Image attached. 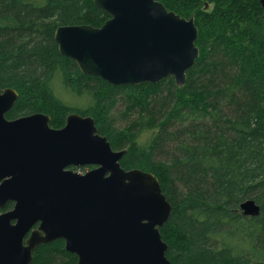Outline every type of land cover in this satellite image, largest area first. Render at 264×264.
<instances>
[{"label": "trees", "instance_id": "trees-1", "mask_svg": "<svg viewBox=\"0 0 264 264\" xmlns=\"http://www.w3.org/2000/svg\"><path fill=\"white\" fill-rule=\"evenodd\" d=\"M159 1L197 28L182 87L171 76L111 85L61 55L56 28L108 19L93 0H0V88L17 92L5 116L43 113L52 128L71 112L92 117L126 150L122 168L157 177L172 208L159 229L171 264H264V9L259 0ZM246 199L258 215L241 214ZM76 260L54 239L30 264Z\"/></svg>", "mask_w": 264, "mask_h": 264}, {"label": "water", "instance_id": "water-1", "mask_svg": "<svg viewBox=\"0 0 264 264\" xmlns=\"http://www.w3.org/2000/svg\"><path fill=\"white\" fill-rule=\"evenodd\" d=\"M109 15L99 27L64 25L54 41L84 74L111 85L182 87L199 51L193 18L159 0H93ZM264 9V0H260ZM17 99L0 88V264H30L40 244L62 239L74 264H171L159 229L172 208L157 177L124 169L126 150H113L90 116L69 113L52 128L43 113L7 119ZM93 166L80 173L73 168ZM245 216L259 214L252 199Z\"/></svg>", "mask_w": 264, "mask_h": 264}, {"label": "rangeland", "instance_id": "rangeland-1", "mask_svg": "<svg viewBox=\"0 0 264 264\" xmlns=\"http://www.w3.org/2000/svg\"><path fill=\"white\" fill-rule=\"evenodd\" d=\"M260 1V0H259ZM209 9H211V5L209 6ZM68 102V101H67ZM68 104H71V103H69L68 102ZM119 110H121L122 108H118ZM136 113V112H135ZM137 115L135 114L134 115V117H136ZM117 122H116V126H118V127H120V128H122L123 126H126V123H128V119H127V116H126V118H123V119H120V117H118V115H117ZM111 145V147H112V149L113 150H120V149H116V148H113L114 146L112 145V144H110ZM121 150H123V149H121ZM125 150V149H124ZM93 166H84V167H82L81 169L79 168V169H75V170H78L80 173H83V172H85V171H88L89 169H91Z\"/></svg>", "mask_w": 264, "mask_h": 264}, {"label": "flooded vegetation", "instance_id": "flooded-vegetation-1", "mask_svg": "<svg viewBox=\"0 0 264 264\" xmlns=\"http://www.w3.org/2000/svg\"><path fill=\"white\" fill-rule=\"evenodd\" d=\"M81 168H82V167H81ZM81 168H80V169H81Z\"/></svg>", "mask_w": 264, "mask_h": 264}]
</instances>
